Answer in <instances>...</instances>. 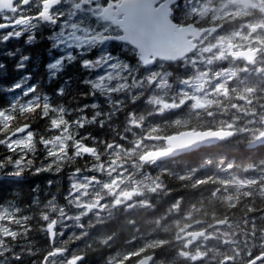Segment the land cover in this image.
<instances>
[{
	"label": "snow or ice",
	"instance_id": "obj_1",
	"mask_svg": "<svg viewBox=\"0 0 264 264\" xmlns=\"http://www.w3.org/2000/svg\"><path fill=\"white\" fill-rule=\"evenodd\" d=\"M237 22L238 27H227ZM44 27L49 31L38 35ZM22 38L29 45L38 38L48 42L51 59L44 67L49 83L78 65L85 74L80 95L86 102L76 107L60 102L70 78L50 94L41 82L31 83L33 73L26 69L32 58L20 47L0 53L16 57L17 71L24 70L19 83L0 84V176L73 169L62 199L36 196L17 203L0 198V264H24L25 255L38 256L36 264H86L95 251L86 237L108 249L104 264H166L171 257L157 253L169 241L153 240L131 250L113 247L111 234L92 237L85 231L87 218L109 209L108 198L119 206L161 186L158 178L134 181L127 175L132 169L238 134L233 122L189 127L190 120L173 119L165 126L155 118H170L185 106L211 115L217 96H235L249 108L253 97H264V0H0V45ZM173 63L182 64L185 72L159 71ZM121 116L123 123H114ZM259 121L251 129L254 143L264 142V113ZM41 126L47 135L40 133ZM169 128L185 130L171 134ZM105 130L108 135L101 134ZM38 152L47 161L39 167ZM81 160L86 165L77 169ZM251 227L253 239L264 240V223L252 220ZM177 228L176 242H183L177 258L203 264L209 255H218L206 247L194 252L201 241L191 237H208ZM32 233L43 235L42 248ZM245 261L264 264V244L248 249Z\"/></svg>",
	"mask_w": 264,
	"mask_h": 264
},
{
	"label": "trees",
	"instance_id": "obj_2",
	"mask_svg": "<svg viewBox=\"0 0 264 264\" xmlns=\"http://www.w3.org/2000/svg\"><path fill=\"white\" fill-rule=\"evenodd\" d=\"M17 47L22 49V54L31 55L32 59L26 71L33 73L32 83L41 82L43 90L50 94V91L59 84V78L49 83L48 75L46 76L44 66L51 59L47 53L48 42L40 41L38 38V42L32 45L10 42L4 48L5 51H14ZM0 63L6 65L0 68V84L11 86L22 79L24 70L17 71L16 57L0 55ZM64 76L70 78L72 83L67 87L66 95L59 98L60 102L70 107L84 104L86 101L80 95L84 88H81L80 82L74 79L71 72L70 74L66 72ZM45 84L47 87L44 89ZM3 95L5 99L12 98L11 93ZM114 123L122 124L121 118ZM172 129L169 128L168 131L171 132ZM39 131L47 135L43 126ZM101 134L108 135V132L105 130ZM238 140L232 139L217 147L201 148L184 154L161 164L158 169L149 167L150 170L147 171L159 179L161 186L154 192L146 190L141 198L135 199L136 207L115 208L102 219L88 217L87 220L91 221H87L85 231L90 232L92 237L111 234L114 237L111 246L123 245L129 250L143 246L149 241L167 240L168 246L158 252L157 256L163 257L164 254L170 256L171 260L166 261V264H190L176 257L183 243L176 242L177 226L184 229L192 226L198 230H209L218 226L228 231L230 242H222L220 239L202 247L200 251L206 247L209 254L213 253L212 251L218 254L209 255L203 264H220L226 257L240 258L235 260L236 264H246L247 250L255 243L264 244L259 239H253L251 227L252 220L257 224L264 223L259 219L260 216H264V183H261L264 181L262 174L264 145L250 149L248 147L251 142L250 135H241ZM36 160L37 167L40 166L41 160L47 163L43 152L37 153ZM85 165L86 161L81 160L74 166L83 169ZM72 171V167H67L61 172L33 174L35 172L33 169L20 178L0 176V198L6 201L14 199L17 203H23L36 196L41 201L53 197L62 199L68 195L69 173ZM236 174L248 184L233 187ZM201 180L204 183H200ZM118 217L126 218L125 223H131L133 226L125 227L119 233L114 232L112 227L115 225H112V222ZM221 221L225 223L220 224ZM69 228H73V225ZM260 234L264 235V232ZM32 236L42 248L43 235L32 233ZM86 239L95 249L92 256L86 260V264H104L103 258L108 249L91 237ZM26 242L31 244L32 240ZM17 250H20L19 246ZM28 251L30 253L32 249L29 248ZM38 259V256L25 255L24 264H36Z\"/></svg>",
	"mask_w": 264,
	"mask_h": 264
},
{
	"label": "flooded vegetation",
	"instance_id": "obj_3",
	"mask_svg": "<svg viewBox=\"0 0 264 264\" xmlns=\"http://www.w3.org/2000/svg\"><path fill=\"white\" fill-rule=\"evenodd\" d=\"M238 26H239V22H237L235 25H228L227 27H229V29H232V28H235V27H238ZM47 29L48 28H46V27L42 28L40 33L44 34ZM40 33H38V34H40ZM10 42H20V43H23L25 45H28V44L25 43V40L23 38L20 39V40H11ZM5 46L6 45H0V53L6 52L5 51L6 49H4ZM116 54L120 55L121 53L117 52ZM127 55L130 58L132 56V53L129 52V53H127ZM129 55H131V56H129ZM159 71H162V72H174V73H184L185 72V68H184V66L182 64L177 65L176 63H173L170 66L165 64L162 69H159ZM66 72H68L69 74L71 72L73 74L74 79L76 81H79V82H80V80L78 78H80V77L83 78V75H85V74L81 73V70H80L78 65L69 66L66 69V71L64 73H62V75L59 77L60 79H58V81H59L58 85L63 83L64 79L66 78L64 76V74ZM47 75L48 74L46 72V76ZM31 83H32V81H31ZM80 86H81V88L83 87L81 84H80ZM46 87H47V85L45 84L44 89ZM180 89L184 90V91H187V92L191 91V88H185L183 85L180 86ZM176 90H177L176 88L171 89L170 90L171 94L174 95V92ZM213 98L216 100V103H214V105L211 108V115H209L206 112H200V113L193 112L190 108L188 109L185 106L182 110H177L175 115L170 117V118H173V117L176 118L181 113L182 115H184V117H183L184 119L190 120L189 127L216 126V125H220L221 121H223L225 123L233 122V123L237 124V133L238 134H237L236 139L239 138V135H240L239 134V130H240L239 125L241 124V120H243L246 117L247 118L249 117L246 113L240 112V110H239V104H240L239 99L237 97H235V96H233L231 100H226L222 96H217V97H213ZM253 100H255V99H253ZM233 105H237V107L234 108ZM129 107H131L130 103H129ZM147 107L148 106H146V105L144 106L145 109H147ZM188 111H190V113H188ZM252 117H256V115L252 114ZM170 118L156 117L155 119L160 121V120H168ZM121 121L123 123V116H121ZM175 133H172V134H175ZM187 230L194 231L196 229H195V227H188Z\"/></svg>",
	"mask_w": 264,
	"mask_h": 264
},
{
	"label": "rangeland",
	"instance_id": "obj_4",
	"mask_svg": "<svg viewBox=\"0 0 264 264\" xmlns=\"http://www.w3.org/2000/svg\"><path fill=\"white\" fill-rule=\"evenodd\" d=\"M129 56H131V55H129ZM176 93H177V90L174 92V95ZM188 93L192 94L193 93V89L191 88V91H188ZM179 98L180 97L177 96V99H179ZM259 107H260V110L258 111L256 117H252L251 115H249L248 119L247 118L243 119V126L241 127V130H242L243 134H247L248 133L250 135L251 134V129L257 128V127L260 126L259 115L264 113V107L263 106H259ZM186 108L189 109L190 107L186 106ZM247 108H248L247 104L240 102V104H239L240 112L246 113L247 112ZM188 113H190V111H188ZM183 117H184V115H182L180 113V115H178L176 118L173 117L171 120H173V119L184 120ZM171 120H170L169 124L171 123ZM253 121H255V123H253ZM247 126H249L248 129H246ZM133 163H135V162H133ZM148 166H151L154 169H158L157 167H154V165H146L143 169H140V170L132 169V171L127 172V175L128 176H132V179L134 181H136V180H144L146 183H150L151 181L146 180V178L147 177L154 178V177L152 176V173L150 171H147V170H150V168ZM130 167H131V165H130ZM133 172H135L134 176L132 175ZM262 174L264 175V171H263ZM234 176H235V178L233 179V187L237 186V185H246V184H248L247 181H244L243 179H239V176L237 174L234 175ZM145 192H146V190L144 191V193ZM141 197L142 196H138V197L133 198L130 201H125L122 204H120L119 206H113L112 199L108 198V200L105 201V202L109 204V209H106L103 212H100L98 214H92L89 217H93V218H96V219H102L107 214L112 213L115 208H119V207L129 208L131 206H134L135 205L134 200L135 199L138 200ZM134 207H136V206H134ZM87 221H91V220H87ZM71 226H72V224L68 225V227H71ZM185 231H186V229H185ZM227 232L228 231L226 229H224V228H220L218 226L217 227H213L210 230V232L208 231V233L205 235L206 237H208V239L207 240L202 239L201 242H200V245L198 247H195L193 249V251L194 252H200L202 247L206 246L207 244H210V242H214V241H217V240H220V239H221L220 241H222V242L229 243L230 242V236L228 235ZM261 242L264 243V240H261ZM212 252L214 253V251H212ZM235 260L236 261L240 260V258H235Z\"/></svg>",
	"mask_w": 264,
	"mask_h": 264
},
{
	"label": "water",
	"instance_id": "obj_5",
	"mask_svg": "<svg viewBox=\"0 0 264 264\" xmlns=\"http://www.w3.org/2000/svg\"><path fill=\"white\" fill-rule=\"evenodd\" d=\"M132 47H135L134 45ZM224 141V140H223ZM220 142L222 141H213L211 143H205V144H198V145H195L191 148H188V149H185L183 151H178L176 153H174L173 155L159 161V162H164V161H167V160H170V159H173V158H176V157H179L180 155H183V154H187V153H190L191 151H197L201 148H204V147H211V146H214V145H217L219 144ZM264 145V142H257V143H254L252 142L249 147L250 148H256V147H259V146H262ZM197 233H203L204 234V231H201V232H197ZM191 238H193L194 240H199L200 236H192Z\"/></svg>",
	"mask_w": 264,
	"mask_h": 264
},
{
	"label": "clouds",
	"instance_id": "obj_6",
	"mask_svg": "<svg viewBox=\"0 0 264 264\" xmlns=\"http://www.w3.org/2000/svg\"><path fill=\"white\" fill-rule=\"evenodd\" d=\"M126 218L121 219V218H117L116 220H114L112 222V225H115V227L113 228V231L116 233H119L121 231V229L125 228V227H132L133 225L131 223H125Z\"/></svg>",
	"mask_w": 264,
	"mask_h": 264
}]
</instances>
